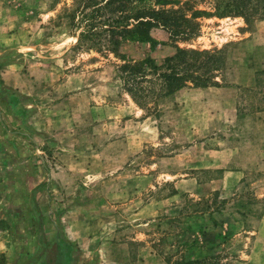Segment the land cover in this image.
I'll return each mask as SVG.
<instances>
[{
	"label": "rangeland",
	"instance_id": "374dc122",
	"mask_svg": "<svg viewBox=\"0 0 264 264\" xmlns=\"http://www.w3.org/2000/svg\"><path fill=\"white\" fill-rule=\"evenodd\" d=\"M82 3L0 0V264L65 241L71 264H264V18L204 19L180 44L223 52L234 92L190 87L142 110L113 54L72 49ZM152 38L120 52H176L163 29Z\"/></svg>",
	"mask_w": 264,
	"mask_h": 264
},
{
	"label": "trees",
	"instance_id": "16d2710c",
	"mask_svg": "<svg viewBox=\"0 0 264 264\" xmlns=\"http://www.w3.org/2000/svg\"><path fill=\"white\" fill-rule=\"evenodd\" d=\"M146 1L83 0L82 9H78L86 17L78 44L86 39L90 41L89 52L113 54L120 61L117 70L122 88L142 110H149L163 97L190 87L229 86L225 83L227 57L223 52L180 47V44H191L202 36V20L242 18L249 25L253 20L264 18L260 5L263 0H154L153 6L143 5ZM168 5L171 6L167 8ZM154 29H163L168 34L169 41L176 48L172 56L158 63L150 56L137 61L120 52L129 39L153 42ZM79 48L80 44L72 49ZM261 76L264 71L257 73L258 86ZM70 245L67 241L44 243L30 262L71 264ZM222 261L221 254H217L172 264H222Z\"/></svg>",
	"mask_w": 264,
	"mask_h": 264
},
{
	"label": "crops",
	"instance_id": "0c3cea01",
	"mask_svg": "<svg viewBox=\"0 0 264 264\" xmlns=\"http://www.w3.org/2000/svg\"><path fill=\"white\" fill-rule=\"evenodd\" d=\"M255 81V80H254ZM248 87H251L252 85L251 84H246ZM214 88H216V87H214ZM206 89H209V88H206ZM217 89H220V88H217ZM229 91H230V93H232V92H234L233 91V87H228L227 88ZM26 108H27V110L28 111H26V115L27 116H29V115H31L32 113H31V109L30 108H32V107H39L37 104H34L33 102H30V101H27L26 102ZM53 105V104H52ZM51 107V106H50ZM256 114L258 115V116H261V118L262 119H260V121H258L259 123H264V110H262V111H257L256 112ZM30 117V116H29ZM29 119L30 118H28L27 120H26V122H29ZM33 119V118H32ZM37 131H38V129H37ZM28 139V141H32L33 143L35 142L34 140H32V139H29V138H27ZM29 146H31L29 143H24V149H29ZM38 158H39V155H36ZM43 160V159H42ZM36 184H40V182L39 183H36ZM38 185H36V186H38ZM34 188H36V187H33V189H30L31 191L32 190H34ZM29 191V190H28ZM40 193H41V191H40ZM89 261V260H88Z\"/></svg>",
	"mask_w": 264,
	"mask_h": 264
}]
</instances>
